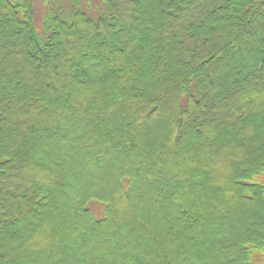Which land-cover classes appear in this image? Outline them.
I'll list each match as a JSON object with an SVG mask.
<instances>
[{
  "label": "trees",
  "instance_id": "16d2710c",
  "mask_svg": "<svg viewBox=\"0 0 264 264\" xmlns=\"http://www.w3.org/2000/svg\"><path fill=\"white\" fill-rule=\"evenodd\" d=\"M100 1L0 0V264H264V0Z\"/></svg>",
  "mask_w": 264,
  "mask_h": 264
},
{
  "label": "rangeland",
  "instance_id": "374dc122",
  "mask_svg": "<svg viewBox=\"0 0 264 264\" xmlns=\"http://www.w3.org/2000/svg\"><path fill=\"white\" fill-rule=\"evenodd\" d=\"M34 8V25L35 28L41 36L44 35L43 30V18L47 11L54 10L60 15L64 16L66 19H69V14L76 6L83 8L89 14L95 15L98 12V6L103 7V3L100 0H31ZM98 4V5H97ZM32 113V112H31ZM32 117V114L30 115ZM30 117V118H31ZM33 118V117H32ZM37 118V116H34ZM39 120V119H35ZM212 172L213 179H219L218 169L215 166L209 167ZM212 179V178H211ZM91 207L94 210L97 217H101L103 214V205L97 201L91 202Z\"/></svg>",
  "mask_w": 264,
  "mask_h": 264
}]
</instances>
